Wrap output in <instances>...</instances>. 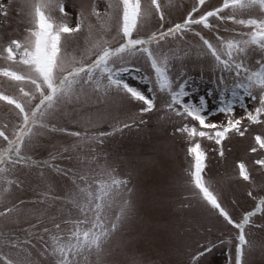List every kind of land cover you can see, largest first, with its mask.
Returning a JSON list of instances; mask_svg holds the SVG:
<instances>
[{"label":"rangeland","instance_id":"1","mask_svg":"<svg viewBox=\"0 0 264 264\" xmlns=\"http://www.w3.org/2000/svg\"><path fill=\"white\" fill-rule=\"evenodd\" d=\"M0 3L9 4L8 16H0V56H2L6 55L2 52L3 48L11 40L24 41L27 35L26 29L31 25L26 0H0ZM63 3L70 26L75 27L78 15L82 14L85 18L81 31L65 35L63 38L62 56L66 68L70 69L74 65L79 66L81 63L87 64L94 60L99 51L98 48L93 47L95 41L99 40L102 44L106 40L111 47L122 42L118 34V11L113 14L114 18L110 22L108 31H102L96 18L91 15L93 3L99 11L105 10V0H63ZM158 3L163 13V22L151 5V0H141L143 10L150 15H145L138 22V27L133 33L134 37H148L152 33L167 31L174 25L183 23L189 12L194 7H198L197 0H158ZM221 4L222 0H206L193 16L198 18ZM51 14L57 20L62 18L58 10H53ZM222 14L229 13L226 11ZM259 15V11L255 10L238 18H258ZM209 22L211 28L193 25L192 30L183 32L182 38L181 34L177 33L175 36L167 37L159 45L153 44L152 48L179 57L171 61L170 75L177 84L188 80L189 102L198 104L200 98H204L208 122L225 125L229 118L241 119V128L247 129L244 136L230 132L221 145H217L214 140L195 138L206 154V167L202 173L206 185L217 196L218 202L231 218L238 223L246 212L254 209L259 199L264 198V167L255 163L258 159H264V149H260L255 143V136L264 137V123L252 124L245 118L246 110L258 106V101H251L250 98H245L244 107H241L239 100H236L231 117L218 112L220 93L217 83L221 73L212 67L210 57L198 55L199 52L204 51L200 36L218 45L217 36L238 39L233 29L237 31H249V29L235 25L231 21L221 22L216 18H210ZM89 24L93 26L91 30L88 28ZM195 32L200 33V36L195 35ZM256 58L258 54H254L249 63L254 64ZM133 66L140 71L125 73L124 79L151 96L152 93L148 92V88L152 85L139 79L140 76H151L150 66L143 59L133 60L129 67ZM5 67L18 73L26 71L23 65L0 58V68ZM21 86L25 91H33V86L30 84L21 85L19 82L0 76V93L20 100L25 110L31 111L39 102L38 94L37 98L29 103L28 98L22 96L19 91ZM255 94L258 96V92ZM240 95L243 96L242 90ZM167 99L166 94L157 92L154 109L142 114L140 111L142 103L130 100L122 92L112 90L107 95L89 92L87 98H82L78 103L60 105L50 110L43 119L38 116L37 120L47 127H32L31 134L24 137L21 154L31 157L36 163L37 159H43V162L58 165L62 169L71 168L80 174L88 173L90 177L96 179L100 178L96 175L100 171L98 165H104L106 168L115 169L114 175L117 177L129 181L128 187L133 190L130 196L132 208L126 222L133 223V227L139 230V235L136 237L134 235L135 240L128 245L126 242L134 232L122 236L124 250L128 256H131L123 262H119L122 256L115 258L114 248L108 245L107 248L112 249L108 250V253L112 255L107 256V264H115V261L116 264H177L173 262L176 255H195L204 247H211L212 251L201 257L199 264H212L211 261L220 256L224 264H233L238 230L196 195L198 190L190 185L192 157L188 155L187 149L192 141L187 134L178 132L177 129L185 124L199 128L198 122L169 112L165 107ZM261 119L264 120V117ZM22 123L19 110L15 109L14 105L0 101V130L14 139V133L19 131ZM125 124L130 126L124 127ZM58 129L81 133L87 131L89 134L105 132L111 135L101 137L103 143L98 141L88 143L73 151L70 146L78 143L76 138ZM4 147L6 141L0 138V148ZM66 147L69 148L67 152L64 151ZM253 147L257 149L256 152L251 151ZM221 149L223 156L220 155ZM54 156L57 159H53ZM93 156H96L97 160L89 163V159ZM239 163L246 166L250 175L249 181H244L239 176ZM31 165L45 169L41 164ZM17 166L20 175L24 178L34 177L30 187L34 197L29 202L21 200L10 203L7 209L0 213V225L5 226L0 229L3 230L0 231V238L11 239L0 242V250L9 251L10 255L34 252L35 249L30 242L38 240L35 238L37 236L46 237L47 234L43 229H51L62 215L69 219L68 209L71 208V205L51 199L45 203L40 202L44 200L45 193L50 197L56 196L57 192L71 187V182L67 178L54 176L49 171L35 172L33 167L29 166ZM8 167L11 168V165ZM10 178L17 181L14 171L10 174ZM41 182H47L45 189L41 186ZM22 186H24L23 182L22 184L18 182L11 186L9 192L3 193L7 185L0 183V204L12 202L14 195L23 191ZM52 189L55 193H48ZM249 192L252 196L248 195ZM48 204L51 205L48 214H57L55 219L52 217L46 222H41L40 219L45 214L19 215L20 211L39 210ZM8 209H11V212H8ZM76 216L77 213L73 210L71 218L74 219ZM111 216L114 217L113 214ZM62 228L66 233L68 225L62 224ZM245 234L251 247L246 245L244 248L243 264H264V213L251 218L250 223L245 226ZM182 260L187 261L186 264H191V258Z\"/></svg>","mask_w":264,"mask_h":264},{"label":"snow or ice","instance_id":"2","mask_svg":"<svg viewBox=\"0 0 264 264\" xmlns=\"http://www.w3.org/2000/svg\"><path fill=\"white\" fill-rule=\"evenodd\" d=\"M26 2L29 6L28 16L31 25L26 29L27 35L24 41L11 40L2 50L6 55L0 56L8 62L23 65L26 71L18 73L5 67L0 68V76L19 82L21 85L30 84L33 86V91H25L23 86L19 88V91L22 96L28 98L29 103L32 99H36L38 94L39 102L31 111H26L20 100L0 93V101L14 105L15 109L19 110L23 121L19 131L14 133V139L0 130V138L6 141V147L0 148V183L7 185L3 193L9 192L13 184H18L10 178V174L17 165L29 166L36 163L31 157L22 155L21 151L24 137L31 134L33 126L47 127L46 124L37 120L38 116L43 119L50 110L60 105L78 103L82 98L86 99L89 92L107 95L112 90L124 93L132 101L141 102L143 106L140 111L143 114L154 109L155 94L163 93L168 97L165 107L169 112L198 122L199 128L185 124L177 129L178 132L187 134L192 141L187 149L188 155L192 157L189 172L190 185L198 190L196 195H199L212 209L217 210L229 225L238 230L234 264H243L244 248L246 245L251 247L246 240L245 226L250 223L253 216L264 213V198L259 199L254 209L246 212L240 222L234 221L218 202L217 196L206 185L202 175L206 167V154L195 138L214 140L217 145H221L230 132L244 136L247 129L241 128V119L229 118L225 125L208 122L204 98L201 97L198 104L189 102L187 100L190 94L187 90L188 80L177 84L170 75L171 61L179 57L158 49L154 50L152 45H159L161 41L177 33H180L182 38L183 32L192 30L193 25L211 28L210 18H216L221 22L231 21L235 25L249 29V31L233 29L238 39L217 36L218 45L212 44L198 32L194 34L200 36L204 48V51L199 52L198 55L210 57L212 67L221 73L217 83L220 93L218 112L231 117L234 113L235 101L239 100L241 107H244L245 98H250L251 101H258V106L252 110H246L245 118L252 124L264 123L261 119L264 117V0H222L220 6L194 18L193 14L198 11V7L206 2V0H197L198 7H194L189 12L183 23L176 24L167 31L152 33L148 37L133 36L138 22L145 15H150L143 10L141 0H105L106 8L103 12L99 11L93 3L91 15L96 18L102 31L110 30L113 14L119 12L118 34L122 42L111 47L106 40L102 44L99 40L95 41L93 47L99 49L95 59L87 64L74 65L70 69L65 67L62 56L63 38L65 35L81 31L85 18L82 14L78 15L76 25L73 27L67 22L68 13L63 0H26ZM151 5L154 6L163 22L164 17L158 0H151ZM8 8L9 4L0 3V16L7 17ZM53 10L59 11L62 17L60 20L52 16ZM255 10L260 13L258 18H238ZM226 11L229 14L223 15L222 13ZM92 27L91 24L88 25L89 30ZM254 54H258V58L255 59L254 64H250L249 60ZM135 59H143L150 66L151 76L144 75L139 79L152 85L148 88V92L152 93L151 96L124 79L125 73L132 74L134 71H140L134 66L129 67ZM241 90L243 96L240 95ZM129 126L124 125V127ZM58 130L76 138L78 143L70 146L73 151L88 143L97 141L103 143L100 138L111 135L105 132L89 134L87 131L81 133L67 129ZM255 143L260 149H264V137L255 136ZM64 151H69V148L66 147ZM251 151L256 152L257 149L253 147ZM220 155L223 156L222 149ZM53 159L57 157L54 156ZM77 159L83 162L80 157ZM96 160L97 157L93 156L89 159V163ZM44 163L67 178L71 182V187L67 188L62 197H50L45 193L44 200L40 202L45 203L51 199L71 205V208L68 209L69 219L54 223L51 229L44 228L46 237H35L43 245L39 255L50 257L52 264H81V257L87 259L86 254H95L97 264H100L104 246L127 221L131 212L130 196L133 190L128 187L129 181L117 177L114 175L115 169L106 168L104 165H98L100 171L96 175L100 178L96 179L90 177L88 173L80 174L71 168L62 169L58 165ZM255 163L264 167V159H258ZM8 165H11V168ZM238 168L239 176L244 181H249L250 175L246 166L239 163ZM248 195L252 196V193L249 192ZM73 210L77 213L74 219L71 218ZM113 210H115L114 217L111 216ZM7 211L11 212V209ZM62 224L68 225L66 233ZM211 251V247H204L202 251L191 257V264H199L200 258ZM0 264H17V262L5 255H0Z\"/></svg>","mask_w":264,"mask_h":264},{"label":"crops","instance_id":"3","mask_svg":"<svg viewBox=\"0 0 264 264\" xmlns=\"http://www.w3.org/2000/svg\"><path fill=\"white\" fill-rule=\"evenodd\" d=\"M37 161L38 162L35 164H41V166H43L45 169H38L37 167H34V165H29V167H33L35 172L41 171L42 173H46L47 171H49L54 176H62V175H59L53 168L47 166L43 162V159H37ZM14 172H15V178L17 179V181L20 184H22V182H23L24 186H22V187H24V189L20 194L14 195L12 202H8L6 204L5 203L0 204V213H3L7 209L6 208L7 205H9L10 203H15V202L21 201V200H25L26 202H29V200L33 199V197H34L33 191L30 188L32 186L34 177H25L24 178V176L20 175V173H19V166L15 167ZM47 178H50V177H47ZM58 179H59V177H58ZM41 186L43 187V189H45L47 187V182H41ZM63 190L64 191H62V192H57L56 196H61V197L64 196L67 189H63ZM48 193L53 194V193H55V191L52 189V190H49ZM7 198H8V196H7ZM50 208H51V205L48 204L45 207L40 208L39 210H31L30 212L20 211L19 215H23L25 213H29L32 215H34V214H45L40 220H41V222H46L49 219H51L52 217H57V214H48L50 212ZM111 214H113L115 216V210H113ZM65 217L66 216L62 215L60 218L57 219V223H59L62 220L67 218V217L66 218ZM0 221H1V218H0ZM2 227H5V226L0 225V229ZM0 231H3V230H0ZM128 232H131V233L134 232V233H133V236L130 237L129 240H127V242H126L127 245H128V243H131V241L135 240L134 235H135V237L139 235L138 234L139 230H137L135 227H133V223L125 222L122 225V227L116 232V234L111 238V240L104 246V253L101 256L100 264H107V262H108L107 256L112 255V254L108 253V250H110V251L112 250L111 248H107L108 245H111L114 248L115 258L121 257V256L123 257L122 259L119 260V262H123L127 258L131 257V256L127 255V253L125 252L124 247L122 245V236L127 235ZM0 234H1V232H0ZM5 235H7V234H5ZM6 239L11 240L8 237H4V238H0V242H4V241H6ZM30 243H31L32 248L35 249L34 252H28V253H24V254H20V255H10L9 251H5L2 249V250H0V255L7 256L9 259H12L13 261L17 262V264H29V262H31V264H52L50 257H41L39 255V251L43 250V245L41 244V242L39 240H34L33 242H30ZM33 245L35 247H33ZM106 250H107V252H106ZM29 253H30V255H29ZM86 256H87V259H85L84 257L80 258L81 264H97V258H96L95 254H92V255L86 254ZM192 256H194V255L190 254L189 256H186V254H183V255L178 254L175 256L176 259H173V262L174 263L177 262V264H186L187 261H183L182 259L183 258H191ZM211 262H212V264H224V260H223L222 256H220L219 258L215 257ZM168 263H171V262H168ZM231 263H233V262H231ZM115 264H116V261H115Z\"/></svg>","mask_w":264,"mask_h":264}]
</instances>
